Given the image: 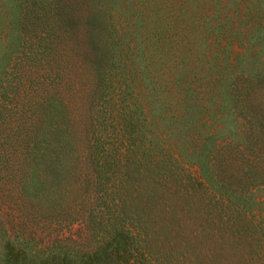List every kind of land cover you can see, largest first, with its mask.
<instances>
[{
	"label": "trees",
	"instance_id": "obj_1",
	"mask_svg": "<svg viewBox=\"0 0 264 264\" xmlns=\"http://www.w3.org/2000/svg\"><path fill=\"white\" fill-rule=\"evenodd\" d=\"M128 1L0 2V264H264V55L208 107L184 64L155 71L157 18Z\"/></svg>",
	"mask_w": 264,
	"mask_h": 264
},
{
	"label": "rangeland",
	"instance_id": "obj_2",
	"mask_svg": "<svg viewBox=\"0 0 264 264\" xmlns=\"http://www.w3.org/2000/svg\"><path fill=\"white\" fill-rule=\"evenodd\" d=\"M120 1L124 3L128 0ZM129 1L133 2L131 10L141 11L151 20L157 18L152 22L153 26L148 27L152 36L157 34L156 41L153 38L143 40L147 54L156 62L153 66L155 71L166 70L173 76L174 72L179 71V65L184 64L185 76H195L199 101L208 107L215 105L214 99L220 101L226 96L227 85L237 72L245 75L240 70L245 72L264 55L261 47L264 46V35L257 31L264 24V0ZM120 24L116 16L115 25L119 27ZM63 49L59 53L69 73V84L60 89L76 92L81 87L79 81H84L78 69L79 50L72 52L70 46ZM182 73L178 72L177 76L180 77ZM83 88L86 91L87 85ZM67 98V115L74 134L79 140H85V95L80 90ZM15 122L13 120V124ZM84 229L81 224H76L71 234L82 239V244L88 247L91 241H88Z\"/></svg>",
	"mask_w": 264,
	"mask_h": 264
}]
</instances>
